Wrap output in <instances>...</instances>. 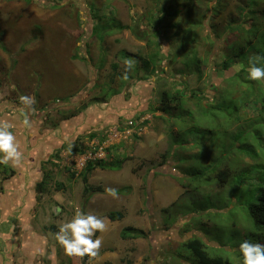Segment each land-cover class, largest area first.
I'll return each instance as SVG.
<instances>
[{
  "label": "rangeland",
  "instance_id": "1",
  "mask_svg": "<svg viewBox=\"0 0 264 264\" xmlns=\"http://www.w3.org/2000/svg\"><path fill=\"white\" fill-rule=\"evenodd\" d=\"M45 1L0 0V120L14 125L12 131L24 152L23 162L14 167L13 175L0 174V264H23L19 260L25 261L24 257L11 256L14 251L19 255V243L31 239L28 246H38L48 236L55 241L58 224L66 218L70 221L78 211L101 217L112 211L125 214L121 220L106 218L107 230L96 233L103 246L91 264H199L187 246L194 237L205 242L212 256L224 257L225 264H242L240 242L247 237L252 243L264 244V227L255 226L249 215V205L257 199L260 183L244 179L230 181L220 188L218 183L207 185L203 178L194 179L190 173L199 168L202 177L213 176L224 166L216 160L226 158L230 159L235 179L240 170L246 172L256 164L249 152L238 148L240 144L236 141L239 128L235 120L240 118L245 123L252 117L249 95H243L240 89L235 93L225 80L215 79L216 74L224 76L215 63L228 51L232 54L237 51L221 45L231 42L237 26L227 25L243 20L248 0H229L224 10L220 7L228 0H221L220 5L211 4L214 7H208L209 0H161L166 10L157 6V0ZM187 4L198 6L200 11L188 15ZM155 11L160 16L153 23L162 19L158 39L170 48L161 53L157 71L144 85L130 80L126 84L122 77H117L111 86L113 90L104 94L110 84L113 63L124 65L121 51L145 57L154 52L160 55V47L154 46L157 37L154 38L155 32L147 20ZM252 12L257 17L261 15L257 9ZM188 13H192L190 8ZM245 20L249 27L252 15ZM174 22L176 26L171 27ZM122 25L128 28L121 29ZM187 27L196 36L184 33ZM191 29L189 32L194 33ZM217 29L221 34H214ZM214 41L220 46L214 48ZM194 50L198 60L191 62L190 67L199 65L200 78L185 66ZM90 83L93 86L87 90ZM217 83L223 92L218 91L209 102L204 100L202 106L211 113L210 117L196 112L200 122L192 123L199 134L188 137H197L196 142L182 145L181 141L189 140L186 131L174 142L175 134L190 123L187 120L178 123L175 115L166 116L159 111L161 92L186 86L207 92ZM80 94L82 97L73 103ZM21 95L35 98V110L28 112L31 129L22 123ZM134 95L140 96L139 102L133 100ZM94 105L103 109L96 110ZM143 113L148 115L140 136L130 135L105 150L106 171L98 168L89 183L101 190L84 193L81 175L84 164L77 160L78 152L72 150L74 143L79 141L78 148L88 147L90 133L95 132L101 138L115 124L124 125L131 116ZM258 129L264 133V125ZM61 136L69 138L59 152ZM248 137L253 138V134ZM259 153L262 163L264 147L260 146ZM45 170L51 172L52 179L45 180V190H38L36 183H42ZM73 171L80 175L73 177L71 173H76ZM93 172L88 175L90 179ZM250 175L253 180L257 177L253 171ZM107 188L117 189L118 198L109 196ZM187 190L195 192L186 195ZM24 191L26 197L21 195ZM27 199L31 201L27 203ZM93 200L94 205L90 206ZM20 201L25 203L23 207L22 203L19 206ZM175 201L177 204L164 213L163 209ZM15 212L19 215L15 216ZM21 217L25 219L23 222ZM60 217L64 219L59 220ZM126 226L144 229L150 236L124 240L120 234ZM51 252L56 264L58 259L62 260L60 264L71 263L64 251L53 247ZM38 257L42 258L39 254ZM29 258V264H40L36 257Z\"/></svg>",
  "mask_w": 264,
  "mask_h": 264
},
{
  "label": "trees",
  "instance_id": "2",
  "mask_svg": "<svg viewBox=\"0 0 264 264\" xmlns=\"http://www.w3.org/2000/svg\"><path fill=\"white\" fill-rule=\"evenodd\" d=\"M41 1L43 3L46 2L45 0H41ZM189 1L192 2V0H189ZM214 3H217L218 5H220L221 0H209L207 2L208 7L209 6L214 7V5H211ZM229 3L230 2L228 0L220 8L224 10ZM156 4L158 7L159 5L163 6L164 10H166L167 8L166 5L162 4L161 0H157ZM189 5L187 4V7ZM247 5H248L247 8L243 9V20L239 23L231 22L230 24L227 25L229 27L232 24L237 25V26H235V32L232 35L231 42L227 44H221V45H224L227 48L232 46L231 51L233 50L234 52L236 50L237 51L235 54L234 53L232 54V52L228 51L226 56H224L219 62L215 63V66L219 67L220 68L219 70H222L224 72L223 77H220L218 74H216L215 79L219 78L218 80H225L226 85L231 86V88L234 90L235 93H237L240 89L243 95H249V98L251 100L250 105H252V109H251L252 117L247 118L245 120L247 123L246 122L243 123L242 119L240 118L235 120V124H238V128H239L236 141H238L237 142L238 145L240 144L238 148H241L242 151L244 150L245 152H249L251 155V159L255 160L256 164L254 163V165L251 166V168H249V170H247L246 172H243L244 169L240 170L238 173V176L235 179H233L234 177L232 178V175H231L232 169L229 165L230 159L225 160L226 158H221V159L216 160L219 163L223 162L224 166L221 169H219L213 176H207L206 178L202 177L201 176L202 170H197L199 168L194 169L190 174H191V177H193L194 179L203 178L204 182L207 183V185H212V184L214 185L218 183L220 188L224 187L226 184L228 185L230 181L232 183H236V182H241V180H244V179L245 180L251 179L252 182H256L257 180V182L260 183L258 194H257V199L249 205V215L255 226L257 225V226L264 227V162L261 163L262 154L259 153L260 146L264 147V133L260 129H258V127H260L261 125H264V84L262 82H256V81H252L251 79H249L248 73L246 71L247 61L249 57H251L250 55L252 53L255 55L257 54L264 55V0H248ZM192 6L193 7H188L190 8L192 13H188V8L185 9L188 15H192L200 11L198 6L196 5L194 6L193 4ZM255 9H257V11L260 12L261 15H259V17L253 15L252 11ZM159 10L162 13V10L160 8ZM156 12L157 11H155V14L152 13L150 16H147V20H148L149 25L151 26V30L155 32L156 36H154V38L157 37V41L154 42V46L157 48L160 47L159 48L160 55L158 56V52L156 53L154 52V53H151L148 57H145L142 55L129 53L125 50L123 52L121 51L120 58L122 59L123 63L126 60H132L133 62L137 63L136 67L133 66V68L130 71H128V78L123 79L124 81H126V84L128 83L129 80L133 81L134 84L139 83V84L144 85V82L148 83L147 79H149L152 76V74L153 73L155 74V72L157 71V62L160 56H162L161 53H165V49H167L166 52L169 51L170 49L167 44H163L162 41L158 39L160 33L162 32L160 29H158L160 27V22L162 21V19L160 18V21H158V23H155V24L153 23L156 16H160V15H157ZM247 15H252V20H251L249 27H247L248 26L246 24L247 20H245ZM176 24L177 22H174L170 26L174 27L176 26ZM178 24H179V21H178ZM197 24H201V23L199 22ZM125 27L128 28V26H123V25L120 26L121 29L123 28L125 29ZM189 29L191 28L187 27L183 29L184 33L190 34V35L194 34L196 36V32L193 29L191 30L194 33L189 32ZM239 29L240 31H238ZM237 31L240 33H238ZM156 32L158 33L156 34ZM219 32L220 33H218V29L214 30L215 35L221 34V31ZM236 33H238L237 38L235 37ZM147 43L151 44L149 39ZM214 44H215L214 48H216V45L220 46V44H217L216 42ZM197 60L198 59L196 56V51L194 50L189 60L186 61L185 66H187V68L191 70V73L192 72L198 73V78H200L202 71L199 65H197V68H194V69L190 67L191 62L193 64L194 62L196 63ZM241 64L245 66V70L238 71L237 69ZM125 69H126L125 63L124 65H120V63L118 62L113 63V73L110 79V84L106 85L107 90L104 94H106L108 91L113 90L111 89L112 84L115 83L117 77H123ZM219 84L220 83L213 84L212 88L207 92H204L203 90H198V91L191 90L188 88V86H186V88H176L173 92L169 90H163L161 92L159 111H161V113L166 116L175 115L174 119L176 121L178 120V123L185 122L186 120L190 123L188 127H185V125L183 126L181 125L182 131L179 132L177 136L175 134L174 142L175 140L179 138L180 135H182L181 133L182 132L184 133L185 131L187 132L185 135H187V138H189V140L181 141L182 145L184 146L185 143H189V145H191L194 142H196V138L198 137L199 133L196 132L197 129L192 127V123L196 125L200 122L199 121L200 117L196 114V112H199L200 114H204V116H206L207 118L210 117L211 113L204 110L202 106L205 104L204 100L206 102H209L211 101V98L213 99V97H216L218 91L223 92L222 91L223 87H221V85L219 86ZM92 86H93V83H90L87 87V90H89V88ZM82 94L77 95L76 99L73 100L72 102L76 103L78 101V98L82 97ZM114 94H116V97L121 96V93H114ZM129 94L131 96V93ZM132 97L135 102H139L140 96L134 95ZM237 97L240 98L241 96H237ZM134 104L135 106L138 105L137 103H133V105ZM94 106L96 107L97 105H94ZM197 106L198 108L196 109ZM102 109L103 107L101 106L96 107V110H102ZM238 110L239 109H237V111ZM144 114L145 113H143V115ZM71 116L72 117L76 116V114H71ZM140 116L142 115H138V116L133 115L127 120L138 119ZM246 124L249 125V128L246 126ZM39 126L41 127L43 125H39ZM243 133H244L243 135L244 137L242 136ZM249 133L253 134V138L248 137ZM96 134L97 133L95 132L90 133L88 140H92L96 138L97 137ZM189 134L197 135V137L196 138L188 137ZM134 137H137V135L134 134ZM240 138L243 139L242 140L243 144L241 143ZM59 139L62 144V147L58 150L60 152L61 150H64L63 148L67 140L64 139V137H60ZM104 140H105V136L101 138L100 142H103ZM78 142L74 143V147L72 150H74L75 152H78L81 155L85 154L89 147L84 145L78 148L77 147ZM174 147L175 146L172 145L171 147L172 152H173ZM241 150H238V154L243 155L242 152H240ZM106 166L107 164L105 160L100 159V160H88L87 161V164L84 167L85 172L83 174V180L85 183V188H84L85 193L89 194L90 192L101 190L99 187L95 189L94 187L88 185L87 183L88 175L91 174L97 168L106 169ZM252 171L257 176L255 180H253L254 177L250 175ZM14 172H15L14 166L0 165V174H3V175L9 174L11 176L13 175ZM45 172L46 173H44V178H43L42 183L37 184L38 190L40 189L45 190V183L52 179L51 172L47 170H45ZM185 174H187V172ZM5 180H7V178ZM1 184L3 185V183ZM194 192L195 190H187L184 192V194L186 195L188 193L193 194ZM184 194H182L181 197H179V199L182 198ZM21 195H22V192H21ZM216 196L218 199L221 200L219 195L216 194ZM175 204H177V201L173 202L170 205V207L164 208L163 212L168 213L170 209L175 206ZM205 210L209 211L210 209L205 207ZM18 214H19L18 212H15L14 215L17 216ZM124 217H125V214L122 211H112L108 213L107 215H105L104 218H107V220L113 221V220H121ZM169 217H170L169 215L166 216V219L168 221H169ZM14 219L15 217L13 218V220L11 219L9 222L11 223L12 221H14ZM51 228H52V231H55L56 229L55 227H51ZM120 236L122 239L128 240V239H139V238L147 239L149 238L150 235L144 229H139L134 226H126L122 229ZM246 240H249V239L246 237ZM258 240L261 241L259 236H258ZM187 246L190 252L192 253L193 257L199 260V264H225L227 262V260H225L224 257L220 255L212 256L207 250L205 246V242L199 237H194L191 241H189ZM70 259H71L70 264H79L78 261H74L72 258Z\"/></svg>",
  "mask_w": 264,
  "mask_h": 264
},
{
  "label": "clouds",
  "instance_id": "3",
  "mask_svg": "<svg viewBox=\"0 0 264 264\" xmlns=\"http://www.w3.org/2000/svg\"><path fill=\"white\" fill-rule=\"evenodd\" d=\"M124 63L126 69L122 78L127 79L128 71H130L133 68L134 62L132 60H126ZM237 70L243 71L245 70V66L241 64ZM246 71L248 73V78L251 79L252 81L264 82V55L257 54L249 57L247 61ZM19 100L20 103L23 105V109H24L23 111L24 118L22 121L23 126L26 129H31L32 122L30 120L28 112L35 110L34 109L35 98L28 95H21L19 97ZM147 115L148 114H144L138 119H130L124 125L117 123L114 126H117L121 129H124L125 127L129 128L132 130V133L130 135L133 134L139 135L140 130L144 128L143 126L147 122L146 120L147 118L145 119ZM130 122L133 123L131 126L129 125ZM13 127L14 125L11 122L7 120H0V165H5V166L12 165L16 167V166H20L23 162L24 152L21 149V145L16 135L12 131ZM105 135L106 134L104 133V135L101 138H103ZM68 138L66 139L67 142H68ZM101 138L96 137L92 140H89L88 143L89 148L87 149L85 154L82 155L79 153L75 154L78 155L79 158L77 160L80 161V163L82 159H84L90 153L92 154V157L88 156V158L84 162V165L81 169L83 170L81 172L82 177L85 172L84 167L86 166L88 160L101 159L106 161L107 158H106L105 150L109 149L113 145H117L116 142H113L108 145H104L105 140L103 142H100ZM105 139L107 138L105 137ZM58 141H60V139ZM61 147L62 145H58L57 151ZM101 170L106 171L104 169ZM73 172H76L78 175H80V172L77 171H73ZM76 173H71V174L74 177L77 176ZM37 184L38 182L36 183V185ZM106 192L112 198L114 199L118 198L117 189L107 188ZM22 194H24V196L26 197L25 191L22 192ZM25 197L24 199H26ZM28 202L30 201H28L27 199V203ZM21 203L22 202L20 201L19 206H21ZM24 205L25 203H22V207ZM19 206L17 211L19 210ZM25 207L26 210L29 209L28 205ZM107 228H108V224L106 218L95 214L78 211L70 221L60 225L59 231L55 234V239L57 243L63 248L66 256L72 258L74 261L78 260L79 264H88L85 261L83 263L81 262L84 257H88L89 264H91V261L95 260L99 256L100 249L103 246L102 238L96 237V233L97 232L104 233L107 230ZM239 252L242 256V264H264V244L252 243L249 240H244L239 244Z\"/></svg>",
  "mask_w": 264,
  "mask_h": 264
},
{
  "label": "crops",
  "instance_id": "4",
  "mask_svg": "<svg viewBox=\"0 0 264 264\" xmlns=\"http://www.w3.org/2000/svg\"><path fill=\"white\" fill-rule=\"evenodd\" d=\"M93 108H95V106H93ZM71 135V134H70ZM70 135H68V136H70ZM61 137H63V136H61ZM67 137V136H66ZM59 140V139H58ZM98 170H100V169H96L94 172H93V174H92V177H91V179L88 177V185H89V183H90V181L92 180V178H94V176H95V172H97ZM102 171V170H101ZM76 175H78L77 173H76ZM38 182V181H37ZM61 186V185H60ZM95 189H96V186H93ZM101 189V188H100ZM91 199L92 198H90L89 200H88V203H89V201H91ZM28 201H31V200H28ZM87 203V204H88ZM89 205V204H88ZM94 205V200H93V202L91 203V205L90 206H93ZM62 207V206H61ZM86 213H88V212H86ZM62 219H64V217H60L59 218V220H62ZM21 220H22V222L25 220L24 219V217H21ZM68 222L69 221V219L68 218H66L65 220H62L61 221V224L63 223V222ZM61 224H58V226H60ZM30 240L31 239H29V241L28 240H26V242H25V244L24 243H19L18 244V246H17V253L19 254V255H16V252L14 251V256H16V257H14L12 254H11V256L13 257V259H15V258H19V257H24V260L25 261H27V264H29V262L28 261H30V258L29 257H36L37 259H39V261H40V264H43L44 262H45V264H46V261L47 260H49V262H48V264H56V262H55V260H54V255H53V253L51 252L50 253V250H52L53 249V247H56V248H58L59 250H60V252H63L64 250H63V248L57 243V241H56V239H55V241H52V239H51V237H46V242L44 243V241L42 240V242L37 246H33V247H29L28 245L31 243L30 242ZM51 241H52V243H51ZM14 249V248H13ZM50 249V250H49ZM49 253V254H48ZM34 254V255H33ZM38 254L39 255H41L42 256V258L40 259V257H38ZM31 255V256H30ZM18 256V257H17ZM59 258H63V256H61V257H59ZM47 259V260H46ZM19 260V259H18ZM19 261H22L23 262V264H26V262L25 261H23V260H19ZM62 262V260H60L59 261V259H58V264H60ZM39 263V262H38Z\"/></svg>",
  "mask_w": 264,
  "mask_h": 264
},
{
  "label": "built area",
  "instance_id": "5",
  "mask_svg": "<svg viewBox=\"0 0 264 264\" xmlns=\"http://www.w3.org/2000/svg\"><path fill=\"white\" fill-rule=\"evenodd\" d=\"M132 124H133L132 122L129 123L130 126ZM131 133H132V130L129 129V128L125 127L124 129H121V128L117 127V126H113V127L109 128L107 131H105V134H106L105 137L107 139H105L104 145H108V144H111L113 142H118L122 138H126L127 136H129ZM101 150H102V147H101ZM88 156L92 157V154L90 153ZM88 156H86L84 159H82V161H81L82 165L84 164V162L86 161ZM84 261L86 263H88L89 262V258L88 257H84L81 262L83 263Z\"/></svg>",
  "mask_w": 264,
  "mask_h": 264
}]
</instances>
